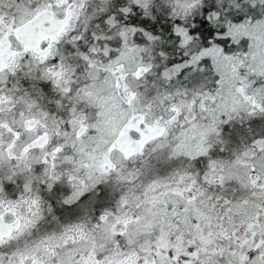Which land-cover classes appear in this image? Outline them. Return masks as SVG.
<instances>
[{"label":"snow or ice","instance_id":"1","mask_svg":"<svg viewBox=\"0 0 264 264\" xmlns=\"http://www.w3.org/2000/svg\"><path fill=\"white\" fill-rule=\"evenodd\" d=\"M0 264H264V0H0Z\"/></svg>","mask_w":264,"mask_h":264}]
</instances>
